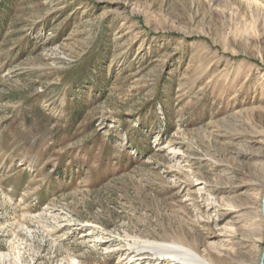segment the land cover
<instances>
[{
  "label": "rangeland",
  "instance_id": "1",
  "mask_svg": "<svg viewBox=\"0 0 264 264\" xmlns=\"http://www.w3.org/2000/svg\"><path fill=\"white\" fill-rule=\"evenodd\" d=\"M171 237L264 264V0H0V264Z\"/></svg>",
  "mask_w": 264,
  "mask_h": 264
},
{
  "label": "bare ground",
  "instance_id": "2",
  "mask_svg": "<svg viewBox=\"0 0 264 264\" xmlns=\"http://www.w3.org/2000/svg\"><path fill=\"white\" fill-rule=\"evenodd\" d=\"M144 250H147L153 256H159L162 259L174 262V264H215L212 259L199 255L195 245L188 244L183 239L176 237H171L167 241L160 243L146 242L141 245L137 244L135 247L136 252Z\"/></svg>",
  "mask_w": 264,
  "mask_h": 264
},
{
  "label": "water",
  "instance_id": "3",
  "mask_svg": "<svg viewBox=\"0 0 264 264\" xmlns=\"http://www.w3.org/2000/svg\"><path fill=\"white\" fill-rule=\"evenodd\" d=\"M261 264H263V261L261 260Z\"/></svg>",
  "mask_w": 264,
  "mask_h": 264
}]
</instances>
